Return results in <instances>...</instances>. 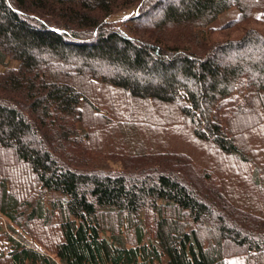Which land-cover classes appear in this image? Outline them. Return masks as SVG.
<instances>
[{
  "label": "trees",
  "instance_id": "1",
  "mask_svg": "<svg viewBox=\"0 0 264 264\" xmlns=\"http://www.w3.org/2000/svg\"><path fill=\"white\" fill-rule=\"evenodd\" d=\"M256 12L0 0V264H264V31L215 36Z\"/></svg>",
  "mask_w": 264,
  "mask_h": 264
},
{
  "label": "rangeland",
  "instance_id": "2",
  "mask_svg": "<svg viewBox=\"0 0 264 264\" xmlns=\"http://www.w3.org/2000/svg\"><path fill=\"white\" fill-rule=\"evenodd\" d=\"M263 15H264V13H262V12H256L255 13L256 18H260ZM237 17H238V10L237 9H231L229 11H226L222 15H220L219 18L213 23V26L219 28L220 26H224L227 22H229L233 19H236ZM245 26H248L249 28L264 31V24L263 23H258L256 21H250L247 23V25L240 26V28H233L232 30L224 32V33L219 32V33L215 34V36H217L219 39L235 38L244 32L245 28H243V27H245ZM7 64H8L7 66H10V67L16 66L15 62H8ZM155 125L156 124H152V126L151 125L150 126L155 127ZM174 132H175V136H174L175 141L177 142V144L180 147L185 148V150H187L188 152L189 151L192 152L191 154H193V155L199 156V154H200V152H198L199 146L196 145V143H194L192 140H190L188 135L183 130L178 129ZM170 135H171V133H170ZM171 138L173 139V137H170V142H171ZM180 149H182V148H180ZM0 159H2L1 155H0ZM7 230L8 229H7L6 220L4 218L0 217V251L1 250L7 251L5 237L3 236V233L6 232ZM39 247L42 248L41 246H39Z\"/></svg>",
  "mask_w": 264,
  "mask_h": 264
}]
</instances>
